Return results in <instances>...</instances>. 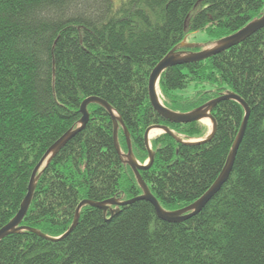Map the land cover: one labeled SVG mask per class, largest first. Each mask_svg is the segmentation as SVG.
Masks as SVG:
<instances>
[{"label":"trees","instance_id":"obj_1","mask_svg":"<svg viewBox=\"0 0 264 264\" xmlns=\"http://www.w3.org/2000/svg\"><path fill=\"white\" fill-rule=\"evenodd\" d=\"M264 15V0H0V229L19 212L32 174L49 149L80 126L91 96L108 101L145 164L149 127L168 126L185 141L205 139L204 122L172 123L153 107L152 71L189 33L213 46ZM164 104L188 112L229 92L250 106L231 175L195 216L158 217L145 199L108 211L85 200H129L144 193L125 155L120 125L98 103L90 120L39 170L21 225L32 230L0 240V264H264V28L204 61L168 68L159 83ZM215 136L189 144L169 133L151 140L155 161L141 174L166 210L203 196L223 171L245 118L236 100L212 111ZM120 209L116 212V209Z\"/></svg>","mask_w":264,"mask_h":264},{"label":"water","instance_id":"obj_2","mask_svg":"<svg viewBox=\"0 0 264 264\" xmlns=\"http://www.w3.org/2000/svg\"><path fill=\"white\" fill-rule=\"evenodd\" d=\"M262 28H264V15L261 16L260 18H257L251 21L249 24H247L245 27L238 30L237 32L223 38L217 44L211 47H207L203 50L192 51V52H187L186 50L179 49L180 47L185 48V47L198 46V45L189 44L187 42V39L185 38V40L180 45L175 46L171 50V52L158 63V65L152 71L150 80H149V94H150V99H151V103L153 107L158 111V113L161 116H163V118H165L166 120L172 123H192V122H199V121L204 122L206 119H209L212 122V131L203 140L185 141L180 136L175 134L168 126H159V125L151 126L148 128L145 134V140H146V144H147L149 154H150L149 160L145 164H142L141 162H139L137 158L135 157L129 130L123 118L115 113L113 106L108 101L98 96H91V97L86 98L81 105L82 118L80 120V126L75 130L71 129L67 133H65L49 149V151L46 153L44 158L37 165L31 177L28 193L21 205L19 212L7 225H5L2 229H0V240H2L3 238H5L7 235L11 233H17L23 230H32L47 239L58 240L57 238L47 236L43 234L42 232L37 231L34 228L24 226L21 224L32 203V199L35 193L37 182L40 177L39 170L43 166L46 159L56 154L75 134H77L80 130H82L87 125V123L90 120V112L88 110V106L92 103H98L104 106L112 115L113 121L115 123V144L120 153L122 152V150H121V145L118 139V131H119L120 125L124 128L126 137H127V142H128V153L125 155V157L127 161L129 162V164L132 166L133 170L135 171L136 176L144 190V193L141 196H138V197H135L129 200H124V201H120L117 198H110V199H106L104 201H99V202L93 201L90 199L83 200L79 204L76 210L75 218H74V221L70 229L66 232L65 235L62 236V238L64 236H67L69 233H71L75 229V227L78 225L80 221V217H81V210L85 205H91L93 207L103 209L105 212H107L110 206L122 207L128 204L134 203L137 200L145 199V200L150 201L154 205L158 217L165 221L183 222L197 215L208 204V202L222 189L223 185L229 179L231 172L233 170L234 164H235V160L237 157L239 147L242 143V140L244 138V135L247 129L249 117L251 114V108L249 104L237 93L229 92V93H226L224 95H221L211 100L207 104L199 108H196L194 110H191L188 112H177L167 107L164 104L163 99L161 97L160 87H159L160 79L163 73L168 68L175 66V65H179V64L204 61L216 54H219L225 50H228L244 42L247 38H249L254 33L258 32ZM224 100H236L239 103H241L245 109V118H244L241 129L239 131V134L233 145V148L230 152V155L228 157L227 163L223 171L221 172V174L219 175L215 183L211 186V188L199 199H197L196 201H194L193 203H191L190 205L184 208L177 209V210H166L165 208H163V206L161 205L159 200L156 198V196L152 193L151 189L149 188L148 184L146 183V181L144 180L141 174L142 170L151 168L155 161V152L153 151L152 146H151V131L153 129L161 130V132L163 133H169L173 135L178 141L189 143V144L209 141L215 136L217 132V126H218L217 120L213 116L212 111L220 102ZM119 210L120 209L117 208L115 211L119 212Z\"/></svg>","mask_w":264,"mask_h":264},{"label":"rangeland","instance_id":"obj_3","mask_svg":"<svg viewBox=\"0 0 264 264\" xmlns=\"http://www.w3.org/2000/svg\"><path fill=\"white\" fill-rule=\"evenodd\" d=\"M124 1L126 0H114L115 6L119 7ZM187 42L189 44H193V45H204L205 42L208 40L207 34L203 31L200 32H196V33H189V35L186 37ZM211 47V46H208ZM204 123L206 125H208V127L210 129H212V122L209 119H206L204 121ZM162 132L161 130H158L157 133H155L154 135L151 136V140L155 137H157L158 135H160Z\"/></svg>","mask_w":264,"mask_h":264},{"label":"bare ground","instance_id":"obj_4","mask_svg":"<svg viewBox=\"0 0 264 264\" xmlns=\"http://www.w3.org/2000/svg\"><path fill=\"white\" fill-rule=\"evenodd\" d=\"M154 130H155V131H158V129H153L152 131H154ZM152 131H151V132H152ZM154 134H155V132H152V133H151V136L154 135Z\"/></svg>","mask_w":264,"mask_h":264},{"label":"crops","instance_id":"obj_5","mask_svg":"<svg viewBox=\"0 0 264 264\" xmlns=\"http://www.w3.org/2000/svg\"><path fill=\"white\" fill-rule=\"evenodd\" d=\"M152 132H155V133H157L158 131H155V130H154V131H152ZM152 132H151V133H152Z\"/></svg>","mask_w":264,"mask_h":264}]
</instances>
